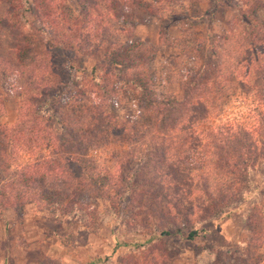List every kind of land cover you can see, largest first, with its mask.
Instances as JSON below:
<instances>
[{
  "label": "trees",
  "instance_id": "1",
  "mask_svg": "<svg viewBox=\"0 0 264 264\" xmlns=\"http://www.w3.org/2000/svg\"><path fill=\"white\" fill-rule=\"evenodd\" d=\"M9 1L10 17L16 12L23 21L19 25L31 30L37 26L24 43L36 46L32 36H50V62L54 52L61 53L64 65L69 64L74 74L65 76L72 82L71 90L60 88L55 94L51 85L65 72L45 73L48 85L44 80L24 96L11 126L2 121L7 110L0 93V231L6 212L21 216L32 204L62 218L85 213L92 207L84 202L91 197V187L109 197L106 202L118 218L121 214L135 220L143 215L154 220L158 236L152 240L179 234L193 241L199 234L196 226L249 199L252 204L261 202L252 175L264 153V142L260 144L249 128L237 122L220 123L229 101L249 85L252 70L263 73L264 90L260 38L264 30L255 32V22L241 11L253 0H233L235 7H241L238 23L213 41L180 44L176 73L167 74V81L182 97L172 91L162 98H152L145 91L149 98L142 95L141 49L123 46L116 38L122 27L111 23L116 13L111 0H76L83 22L79 26L54 15L58 0ZM202 1L175 0L171 6L194 8ZM163 2L170 7L168 0ZM164 20L177 18L168 14ZM89 57H98L101 64L99 70L93 69V78L82 67ZM129 90L145 102L137 118L123 122L109 116L106 106L126 104ZM114 156L113 167L108 166ZM102 159L105 176L98 172ZM175 188L180 195H172Z\"/></svg>",
  "mask_w": 264,
  "mask_h": 264
},
{
  "label": "rangeland",
  "instance_id": "2",
  "mask_svg": "<svg viewBox=\"0 0 264 264\" xmlns=\"http://www.w3.org/2000/svg\"><path fill=\"white\" fill-rule=\"evenodd\" d=\"M168 1L169 8L163 0H111L116 12L111 23L122 27L116 32V38L123 46L136 45L141 49L138 72L141 74L140 79L144 80L142 95L147 98L146 93L152 98H162L172 91L182 97L181 91L169 86L167 81V74L176 73L177 70L174 62L181 54L178 47L195 40L213 41L231 29L234 23H238L237 15L241 8L235 7L233 0H203L194 8L173 7L171 5L175 0ZM57 2L58 11L54 15L63 23L74 22V25L79 26L82 22L78 17L80 4L76 0ZM10 11V1L0 0V71L4 74H0V93L7 110L2 121L8 126L16 122L24 96L34 92L46 81L43 79L45 73L60 75L65 72L51 85L56 88L55 94L60 93V88L65 92L71 90L72 82H68L65 76L74 74L67 68L69 64L67 67L64 65L61 53L54 52V61L52 59L50 62L51 53L47 52L50 36H32L34 44L37 42L35 47L24 43L25 36L34 34L33 30L37 26L31 30L29 26L19 25H23V21L17 19L20 14L17 16L15 12L10 17ZM241 11L255 22L252 27L255 32L264 30V0H253ZM168 14H174L177 20L165 21ZM26 17L33 23L30 13ZM263 34L260 38H263L264 44ZM83 61L82 67L93 78V69H100V59L89 57ZM189 62L188 65L194 64ZM198 68L199 65L195 64V71ZM262 74L261 71L252 70L249 85L229 101L220 121H234L249 128L250 135L256 137L260 144L264 142ZM141 100L143 97L129 90L126 104L108 105L106 113L123 122L134 121L145 106ZM263 155L252 175L261 202L252 204L249 199L214 221L196 226L199 234L193 241L179 234L152 240V236H158L155 233L158 225L154 220L143 215L135 220L125 219L121 214L118 218L111 210L110 203L106 202L109 197L96 187H91V197H85L84 202L92 207L86 208L85 213L76 217L62 218L52 210L40 211L33 204L21 216L12 210L6 212V223L0 231V264H88L94 261L97 264H264ZM120 158H123L122 154ZM109 159L108 166L113 167L115 156ZM104 160L97 165L101 176L107 174ZM171 193L179 194V191L175 188ZM138 200L135 196L134 201L138 203ZM126 205L130 206V203L126 202ZM188 232L187 229L185 236Z\"/></svg>",
  "mask_w": 264,
  "mask_h": 264
}]
</instances>
